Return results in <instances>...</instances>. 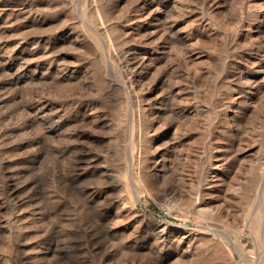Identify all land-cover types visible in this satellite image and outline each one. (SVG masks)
<instances>
[{
  "label": "rangeland",
  "instance_id": "obj_1",
  "mask_svg": "<svg viewBox=\"0 0 264 264\" xmlns=\"http://www.w3.org/2000/svg\"><path fill=\"white\" fill-rule=\"evenodd\" d=\"M0 8V264H264V0Z\"/></svg>",
  "mask_w": 264,
  "mask_h": 264
},
{
  "label": "bare ground",
  "instance_id": "obj_2",
  "mask_svg": "<svg viewBox=\"0 0 264 264\" xmlns=\"http://www.w3.org/2000/svg\"><path fill=\"white\" fill-rule=\"evenodd\" d=\"M3 1V0H2ZM141 1V0H140ZM153 1V0H152ZM155 1V0H154ZM171 1H173V0H171ZM163 2V1H162ZM142 3V2H141ZM144 3V2H143ZM146 3V2H145ZM4 4V3H3ZM158 4V3H157ZM173 4H174V2H173ZM23 5V4H22ZM142 5H144V4H142ZM6 6V5H5ZM4 6V7H5ZM170 6V5H169ZM3 8V7H2ZM23 8V7H22ZM141 8V7H140ZM140 8H139V10H140ZM157 8H158V6H157ZM166 8V7H165ZM1 9V8H0ZM4 9V8H3ZM7 9V8H6ZM26 9V8H25ZM171 9H169V11H170ZM141 12H142V15H145L144 17H145V19L147 20V19H151V18H153V12L151 11V5H150V3H148L147 4V6H145L142 10H141ZM25 12H24V10L23 9H19L17 12H16V17L17 18H24V16H25ZM167 14V13H166ZM28 15V14H27ZM26 15V16H27ZM34 15V14H33ZM141 15V16H142ZM168 15V14H167ZM37 16V15H36ZM140 16V15H139ZM165 16V15H164ZM1 17H3V16H1ZM156 17V16H155ZM16 18V19H17ZM40 18V17H39ZM137 18H139V17H137ZM142 18V17H141ZM26 19V21L23 23V24H21V25H19V26H17V29L16 30H20V29H24V28H26L27 27V24L29 25V27L30 26H33V25H39V27L40 26H43L44 25V21L43 20H41V19H38L37 17L36 18H31V17H28V18H25ZM30 19H33V21L31 22V21H29ZM5 20V19H4ZM134 20V19H133ZM148 21V20H147ZM135 22V21H134ZM164 22V21H163ZM8 23V22H7ZM138 23V22H137ZM6 24V23H5ZM155 24V23H154ZM165 24V23H164ZM2 25V24H1ZM3 25H4V23H3ZM149 25V24H148ZM154 26V25H153ZM11 31L12 29H10L9 27H0V38L3 36L4 37V35L8 32V31ZM14 31V30H13ZM15 32V31H14ZM151 33V32H150ZM153 33V32H152ZM149 35V34H148ZM68 38V37H67ZM153 38V37H152ZM8 39V38H7ZM1 41V40H0ZM6 42V41H5ZM1 43V42H0ZM2 43H3V41H2ZM7 43V42H6ZM9 43H11V41L9 42ZM1 46V45H0ZM5 46V45H4ZM9 47V46H8ZM159 47V46H158ZM7 48V47H6ZM7 49H9V48H7ZM19 49V48H18ZM160 49V48H159ZM162 49V48H161ZM157 50V49H156ZM164 50V49H163ZM5 51V48H4V50L2 49V47L0 48V52L2 53H0V64H1V67H2V69L3 70H11L12 69V67L14 66V63H15V61H16V59H18V58H16V59H13L14 57L12 56V58H11V56L10 55H8V53L7 52H4ZM9 51V50H8ZM23 51V50H22ZM21 51V52H22ZM32 51V50H31ZM37 49H34L32 52H31V56L33 55V56H35L36 55V53H37ZM160 51V50H159ZM29 52V51H28ZM164 53V52H163ZM135 54V53H134ZM134 54H132V55H134ZM151 54H152V52H151ZM18 55V54H17ZM21 55V54H20ZM20 55H18V56H20ZM108 55V54H107ZM106 55V56H107ZM143 55V54H142ZM141 56V55H140ZM150 56V55H149ZM149 56H147V54L146 55H144L143 57H140L139 58V56H134L133 58H131L130 60H132V61H134L133 63L135 64V67L136 68H140V67H145V66H147V64H148V62L150 61V58H149ZM162 56H163V54H162ZM17 57V56H16ZM109 57H110V54H109ZM127 57V56H126ZM131 57V56H130ZM26 58V57H25ZM108 58V57H107ZM128 58V57H127ZM152 58V57H151ZM154 58V57H153ZM152 58V59H153ZM159 58H161V56L159 57ZM21 59H23V58H21ZM20 59V60H21ZM109 59V58H108ZM163 61V60H162ZM18 63V62H17ZM129 63V62H128ZM163 63V62H162ZM22 64V63H21ZM153 64H154V62H153ZM128 65H130V64H128ZM155 65V64H154ZM152 66V65H151ZM24 67V66H23ZM14 68V67H13ZM21 69H22V67H21ZM61 69V68H60ZM130 69H132L131 67H130ZM1 70V69H0ZM144 70V69H143ZM6 71H3V72H5V73H9V72H6ZM56 71V70H55ZM135 71V70H134ZM151 71V70H150ZM34 72V71H33ZM143 72H145V71H143ZM22 73V72H21ZM42 73V72H41ZM58 73V72H57ZM24 74V73H23ZM56 74V73H55ZM69 74L70 73H68L67 71H61L60 72V79H62V80H70V78H71V76H69ZM11 74H9V76H10ZM13 75V74H12ZM42 75V74H41ZM58 75V74H57ZM134 75H135V73H134ZM137 75V74H136ZM145 75H146V73H145ZM239 74H237L236 76H238ZM16 76V75H15ZM19 76V75H18ZM27 76H29V75H27ZM26 76V77H27ZM30 76H32V75H30ZM13 77V76H12ZM25 77V78H26ZM21 78V77H20ZM241 78V77H240ZM56 79V78H55ZM132 79V78H131ZM53 80V78H51V77H49V73L48 74H43V77H41V76H37V77H34L33 78V76H32V79H25L23 82H31V84H32V81H37L36 83H39V82H43L44 84V86L46 85V84H48V82L50 81L51 83L53 82L52 81ZM73 80V79H72ZM245 80V79H244ZM250 80V79H249ZM39 81V82H38ZM137 81V80H136ZM135 81V82H136ZM243 81V80H242ZM1 82V81H0ZM3 82V81H2ZM62 82V81H61ZM66 82V81H65ZM8 83V82H7ZM133 83V82H132ZM165 83V82H164ZM10 84L11 85H13L15 88H10V87H8V88H10V90H14V92H17V90H18V88L19 87H21V84H20V79H15V78H11V81H10ZM25 84V83H24ZM30 84V85H31ZM135 84V83H134ZM26 85H29V84H26ZM29 85V86H30ZM33 85H35V86H37V84H34L33 83ZM40 85L42 86V84L40 83ZM51 85V84H50ZM125 85V84H124ZM137 85V84H136ZM159 85V84H158ZM32 86V85H31ZM30 86V87H31ZM160 86V85H159ZM161 86H163V84L161 85ZM165 86V85H164ZM247 86V85H246ZM1 87V86H0ZM4 88V87H3ZM38 88V87H37ZM157 88V87H156ZM244 88V87H243ZM164 89V88H163ZM244 89H246V88H244ZM1 90V89H0ZM22 90V89H21ZM42 90V89H41ZM157 90V89H156ZM255 90H256V88H255ZM1 92H2V90H1ZM9 92V91H8ZM153 92V91H152ZM4 93H6V92H4ZM4 93L2 94V95H4ZM11 93H13V92H11ZM30 93V92H29ZM22 94V93H21ZM9 95H11L10 94V92H9ZM17 95V94H16ZM7 96H8V94H7ZM7 96H6V98H7ZM13 96H14V94H13ZM34 97V96H33ZM3 98H5L4 96H3ZM0 99H1V97H0ZM41 99V98H40ZM251 99V98H250ZM13 100V99H12ZM12 100H11V103H12ZM15 100H16V97H15ZM19 100V99H18ZM35 99H33V101H34ZM161 100V99H160ZM8 101V100H7ZM17 101V100H16ZM40 103V102H39ZM233 103V102H232ZM2 104H4V103H2ZM21 104V103H20ZM31 104V103H30ZM36 104V103H35ZM46 104V103H45ZM5 105V104H4ZM13 105V104H12ZM11 105V106H12ZM19 105V104H18ZM24 106V105H23ZM7 107V106H6ZM15 107L16 106H14V110H15ZM36 107V106H35ZM11 108V107H10ZM13 108V107H12ZM24 108H25V106H24ZM38 108V107H37ZM7 111H8V109H6ZM37 110V109H36ZM36 110H35V112H36ZM4 112H5V110H3ZM11 111V110H10ZM32 111V110H31ZM34 111V110H33ZM16 112V111H15ZM27 112H30V111H27ZM131 112V111H130ZM26 113V112H25ZM40 113V112H39ZM44 113H45V111H44ZM57 113V112H56ZM63 113V112H62ZM90 113H92V111L90 112ZM94 113V112H93ZM35 114V113H34ZM4 115H6V113H4ZM30 115H32V113L30 114ZM36 115V114H35ZM39 115V114H38ZM94 115V114H93ZM92 115V116H93ZM86 117H88L87 115H85ZM91 116V117H92ZM131 116V115H130ZM7 117V116H6ZM11 117V116H10ZM26 117V116H25ZM35 117V116H34ZM33 117V118H34ZM80 117V116H79ZM90 117V118H91ZM3 118L4 117H2V120H3ZM5 119V121H4V123L3 124H5V122H6V118H4ZM8 119H9V116H8ZM28 118H26V120H27ZM35 119V118H34ZM10 120V119H9ZM9 120H7V121H9ZM26 120H25V122H26ZM30 120V119H29ZM0 121H1V119H0ZM81 121V120H80ZM28 122V121H27ZM6 124H7V122H6ZM24 124V123H23ZM2 125V124H1ZM10 125V124H9ZM8 125V126H9ZM3 126V125H2ZM8 126H6V127H8ZM59 128V127H58ZM61 128V127H60ZM61 138V137H60ZM63 138V137H62ZM159 146V145H158ZM170 150H171V148H170ZM167 153V152H166ZM37 156V155H36ZM224 159V158H223ZM34 160H35V158H34ZM161 160V159H160ZM165 160V159H164ZM220 161V160H219ZM261 161V160H260ZM264 161V160H263ZM32 163H34V162H31V164ZM168 163H169V161H168ZM220 163V162H219ZM223 163V162H222ZM217 164V163H216ZM216 164H214V165H216ZM34 166V165H33ZM161 166V165H160ZM167 166V165H166ZM209 166V165H208ZM35 167V166H34ZM222 167V166H221ZM221 167H218L219 168V170H221L220 168ZM223 169V168H222ZM218 170V169H217ZM207 173V172H206ZM213 174V173H212ZM215 175V174H214ZM6 178V177H5ZM61 178V177H60ZM66 179V178H65ZM217 179V178H216ZM220 180V179H219ZM210 182V181H209ZM208 183V182H207ZM212 183V182H211ZM214 183H216V182H214ZM205 186H207V185H205ZM213 186V185H212ZM215 186H216V184H215ZM264 186V185H263ZM208 187V186H207ZM214 187V186H213ZM3 189V188H2ZM4 190L8 193L9 192V190H10V184L8 183V182H5L4 183ZM3 190V191H4ZM261 190V189H260ZM135 194V193H134ZM136 197V196H135ZM258 198V197H257ZM138 199V198H137ZM256 204H258V203H256ZM251 215V214H250ZM248 221V220H247ZM260 222V227H261V231H262V234L264 235V217H263V220H261V221H259ZM248 223V222H247ZM209 227V226H208ZM242 227V226H241ZM213 228V227H212ZM211 228V229H212ZM240 228V227H239ZM243 228V227H242ZM244 228H246V226L244 227ZM215 229V228H214ZM247 229V228H246ZM250 230V229H249ZM244 231V230H243ZM247 231V230H246ZM214 232H215V230H214ZM217 233H219V231L217 232ZM164 235V234H163ZM162 235V236H163ZM168 235V234H167ZM225 236V235H224ZM166 237V236H165ZM223 237V236H222ZM170 238V237H169ZM246 238V237H245ZM167 239V238H166ZM165 239V240H166ZM222 239V238H221ZM230 241V240H229ZM228 242V241H227ZM227 248H229V250H228V253H229V255H233L234 253H235V247L232 245V244H228L227 245ZM240 259V258H239Z\"/></svg>",
  "mask_w": 264,
  "mask_h": 264
}]
</instances>
